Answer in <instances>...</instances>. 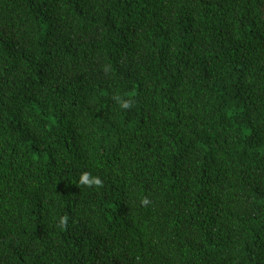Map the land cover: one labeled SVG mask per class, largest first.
<instances>
[{
  "label": "trees",
  "instance_id": "trees-1",
  "mask_svg": "<svg viewBox=\"0 0 264 264\" xmlns=\"http://www.w3.org/2000/svg\"><path fill=\"white\" fill-rule=\"evenodd\" d=\"M0 264H264V0H0Z\"/></svg>",
  "mask_w": 264,
  "mask_h": 264
},
{
  "label": "clouds",
  "instance_id": "clouds-1",
  "mask_svg": "<svg viewBox=\"0 0 264 264\" xmlns=\"http://www.w3.org/2000/svg\"><path fill=\"white\" fill-rule=\"evenodd\" d=\"M129 98L125 99L123 96L118 97L119 105L121 109H128L131 106V96L133 95L132 93H125ZM80 183L85 184L88 186L95 185L97 187H100L103 185V181L99 176H92L89 172H83L80 175ZM141 203L147 204L148 200L147 198H143L141 200ZM68 217L67 216H60L58 219V224L63 227L67 224Z\"/></svg>",
  "mask_w": 264,
  "mask_h": 264
}]
</instances>
